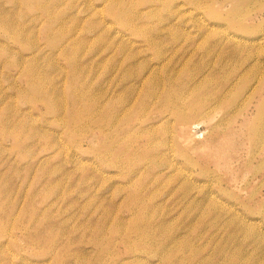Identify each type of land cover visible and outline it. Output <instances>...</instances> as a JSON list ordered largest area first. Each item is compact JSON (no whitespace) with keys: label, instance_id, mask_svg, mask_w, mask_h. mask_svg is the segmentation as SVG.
I'll list each match as a JSON object with an SVG mask.
<instances>
[{"label":"rangeland","instance_id":"obj_1","mask_svg":"<svg viewBox=\"0 0 264 264\" xmlns=\"http://www.w3.org/2000/svg\"><path fill=\"white\" fill-rule=\"evenodd\" d=\"M155 65L152 118L207 105L126 184L100 106ZM0 112V264H264V0H0Z\"/></svg>","mask_w":264,"mask_h":264},{"label":"bare ground","instance_id":"obj_2","mask_svg":"<svg viewBox=\"0 0 264 264\" xmlns=\"http://www.w3.org/2000/svg\"><path fill=\"white\" fill-rule=\"evenodd\" d=\"M28 2V1H27ZM30 6V5H29ZM36 7V6H35ZM38 10V9H37ZM41 11V10H40ZM121 11V10H120ZM131 11V10H130ZM126 13V12H125ZM41 17H42V11H41ZM45 15V14H44ZM128 15V13H127ZM125 14V16H127ZM131 16V15H129ZM119 17V16H118ZM121 17H123L121 15ZM127 18V17H126ZM126 18H124L123 20L125 21ZM132 18V16H131ZM122 20V19H121ZM45 22V20H44ZM43 22V23H44ZM128 22V21H127ZM42 23V24H43ZM127 24V23H125ZM44 25V24H43ZM123 26V25H122ZM127 26V25H126ZM130 26V24L128 25ZM48 27V26H47ZM51 27V26H50ZM49 27V28H50ZM125 27V26H124ZM44 29V28H43ZM44 31V30H43ZM58 33V32H57ZM64 36V35H63ZM62 36V37H63ZM64 38V37H63ZM69 38V36H68ZM70 39V38H69ZM76 41V40H75ZM57 42V41H56ZM60 42V41H59ZM59 42H57L59 44ZM57 44V45H58ZM63 46V44H62ZM76 48V47H75ZM121 55V52H119ZM158 54V53H156ZM117 56H114V59ZM133 57V56H132ZM157 57V56H156ZM165 58V57H164ZM132 58H130L131 60ZM159 59V58H158ZM167 59V58H166ZM129 60V59H127ZM129 60V61H130ZM164 60V59H163ZM162 60V61H163ZM112 61V60H111ZM126 61V60H123ZM154 62V61H152ZM158 62V61H157ZM166 62V61H163ZM162 63H158V64H163ZM114 63V62H113ZM155 64V63H154ZM153 65V64H152ZM71 66V65H70ZM162 67V65H160ZM159 66V68H160ZM167 66V65H165ZM163 65V67H165ZM118 67V66H117ZM141 67V66H140ZM156 67V71H154L152 68L145 74L140 75V76H136V77H131V79H134L132 83L130 84H126V86L124 87V89L126 91H131V92H135L134 93V97L130 98V99H123L121 102H125L123 104V106L119 107V113L121 115H117V114H113V118L111 116L110 110H112L109 107V101L104 102L102 107L103 110V118H102V133L103 134V141H104V145H105V160L108 163L106 165L107 168L111 167L114 168L113 171L115 173L116 176L118 177H122L123 180L126 181V184L129 183L133 177H136V175L139 177L142 174H146V175H150L153 173H156L158 176L162 175L166 172H163L164 169H167L170 166H173L175 164V160L176 157L179 156H185V152L184 151H177V153H175V151H173V147L168 144V142L166 141V139H162V140H156L153 139L154 137V131L150 128V126H145L144 123L146 121L152 122L153 119L154 120H159L161 119L163 116H172L175 120H177L180 124H186L188 120H190L191 116L195 115V114H199L202 111V108L207 105V104H203L199 103V101H197L196 105H190L188 103V107H184L183 109H180L176 106L171 107L172 110L171 112H166L163 114H159L157 117H151V113L154 112L155 110L157 111H162L160 109L159 106H163V109L165 107L166 103L168 102V98L167 95H170L169 92H166V88H164L165 90L161 89V87L159 89H156V86H153V81L159 77L157 76V65L154 66V68ZM162 67V68H163ZM106 68V66L104 67ZM108 70V69H107ZM117 70V69H116ZM115 70V71H116ZM162 70V69H161ZM114 71V72H115ZM120 71V70H119ZM164 71V68L163 70ZM143 72V71H142ZM175 72V71H174ZM111 73V72H110ZM126 73V72H125ZM113 74V73H112ZM105 76V75H104ZM112 76V75H111ZM117 76V75H116ZM127 76V74H126ZM160 76H162L160 74ZM124 77V76H123ZM122 77V78H123ZM129 77V75L127 76ZM116 79V78H115ZM130 80V78H129ZM157 80V79H156ZM123 81V79H122ZM128 81V80H127ZM198 81V80H197ZM117 82V81H116ZM158 82L161 83V85L164 84H170L169 81L167 80V78H163L161 80H159ZM206 82V81H205ZM204 82V83H205ZM40 83V82H39ZM120 83V82H119ZM196 83V81H195ZM203 83V82H202ZM121 84V83H120ZM196 85V84H195ZM111 86V84L109 85ZM175 86V85H174ZM180 86V85H179ZM194 86V85H193ZM192 86V88H193ZM201 86V85H200ZM203 86V85H202ZM191 87V86H190ZM177 88V87H176ZM182 88V87H181ZM187 88V87H186ZM196 88V87H195ZM174 89V87H173ZM179 89V88H178ZM184 89V88H183ZM199 89V86H198ZM197 89V90H198ZM202 89V88H201ZM205 91V88H203ZM177 90V89H176ZM189 90H191L189 88ZM188 90V91H189ZM169 91V90H168ZM186 91V90H185ZM184 91V92H185ZM187 91V92H188ZM200 91V90H199ZM209 91V89H208ZM178 92V91H177ZM196 92V91H195ZM47 93V92H46ZM173 93V91L171 92ZM179 93V92H178ZM197 93V92H196ZM210 93V92H209ZM110 94V93H109ZM149 94V95H148ZM181 94V93H180ZM189 97V92L186 93ZM205 94V92H204ZM150 96V98H152V100L155 102H148L146 99V97ZM176 95V94H175ZM185 95V94H184ZM184 95H181L184 96ZM191 95V94H190ZM203 95V94H202ZM84 96V95H82ZM178 96V95H177ZM198 96V95H197ZM201 96V94H200ZM51 97V96H49ZM175 97V96H174ZM186 97V95H185ZM184 97V98H185ZM187 97V98H188ZM196 97V96H195ZM52 98V97H51ZM75 98V97H74ZM84 98V97H83ZM88 98V97H87ZM87 98L85 99V101L87 100ZM149 98V97H148ZM149 98V99H150ZM182 98V99H184ZM186 98V99H187ZM193 98V97H191ZM191 98L189 99V101L191 100ZM46 99H48L46 97ZM119 99V98H118ZM117 99V100H118ZM178 101L181 102L180 98H178ZM185 99V100H186ZM205 99V98H204ZM43 100V99H42ZM49 100L51 101L52 99L49 98ZM73 100V99H72ZM104 100V99H103ZM126 100V101H124ZM176 100V99H174ZM209 100V99H208ZM83 101V102H85ZM171 101V99H170ZM184 101V100H183ZM188 101V102H189ZM117 102V101H116ZM172 102V101H171ZM176 102V101H175ZM174 102V103H175ZM207 102V101H205ZM86 103V102H85ZM111 103V102H110ZM92 105V103H90ZM120 104V103H119ZM51 105V103H50ZM53 105V103H52ZM74 105V104H73ZM171 104H168L166 107L170 106ZM182 105V103H181ZM70 106V105H69ZM116 106V105H113ZM178 106H180V104H178ZM54 107V106H52ZM110 109V110H109ZM167 108H165L166 110ZM74 110V109H73ZM100 110V108H99ZM115 110V109H114ZM56 111V110H55ZM1 113V112H0ZM113 113V112H112ZM118 113V114H119ZM100 114V111H99ZM89 117V116H88ZM89 119V118H88ZM194 120V118H193ZM86 121V120H85ZM197 121V119H196ZM193 123L195 121H192ZM201 122V121H200ZM192 123V124H193ZM199 122H197L198 125ZM131 127H128V126ZM194 125V124H193ZM192 125V126H193ZM196 125V124H195ZM217 126V125H214ZM185 127V125H184ZM183 127V128H184ZM218 127V126H217ZM190 128V127H189ZM192 128V127H191ZM190 130V129H189ZM257 132V131H256ZM255 132V133H256ZM192 133V132H191ZM196 134V133H195ZM194 134V135H195ZM192 135V134H191ZM193 135V136H194ZM190 137H188V139H190ZM187 141V139L185 140ZM151 142H154L153 145H151ZM171 153V156H167L168 154ZM167 156L168 158H166L167 160H160L161 156L164 157ZM160 156L158 159L159 160H152L154 157ZM102 158V157H101ZM143 162V163H142ZM110 163V164H109ZM106 172H108L106 169L104 170ZM112 172V171H111ZM102 173V171H101ZM108 174V173H107ZM106 174V176H107ZM104 176V175H103ZM157 177V176H156ZM108 178V177H107ZM142 178V176H141ZM110 180V179H109ZM154 180V179H153ZM157 181V179H155ZM106 181V180H105ZM121 184V183H120ZM124 184V183H123ZM125 184V186H126ZM119 185V184H118ZM144 185V184H143ZM124 186V187H125ZM129 186V185H128ZM113 187V186H112ZM111 187V189H112ZM123 187V188H124ZM142 187V186H141ZM116 190V189H115ZM139 190V189H138ZM120 191V190H117ZM141 191V190H140ZM115 192V191H114ZM122 194V193H121ZM137 196H135L136 198ZM142 203V201H140ZM133 204V203H132ZM57 233V232H56ZM96 240V239H95ZM95 244V243H94ZM49 246V245H48ZM89 264V263H88Z\"/></svg>","mask_w":264,"mask_h":264}]
</instances>
